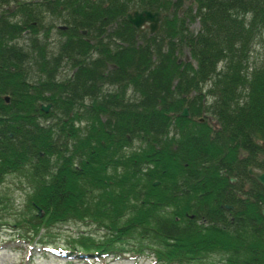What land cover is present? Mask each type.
Returning a JSON list of instances; mask_svg holds the SVG:
<instances>
[{
	"label": "trees",
	"instance_id": "1",
	"mask_svg": "<svg viewBox=\"0 0 264 264\" xmlns=\"http://www.w3.org/2000/svg\"><path fill=\"white\" fill-rule=\"evenodd\" d=\"M9 1L0 0V183L14 172L22 184L15 236L80 258L264 264V184L247 171L264 156V0H20L7 14ZM131 8L162 12L158 28L135 34L123 16ZM67 221L99 234L49 244Z\"/></svg>",
	"mask_w": 264,
	"mask_h": 264
},
{
	"label": "rangeland",
	"instance_id": "2",
	"mask_svg": "<svg viewBox=\"0 0 264 264\" xmlns=\"http://www.w3.org/2000/svg\"><path fill=\"white\" fill-rule=\"evenodd\" d=\"M48 18L49 15L44 17L43 22L45 25L48 24ZM54 22L58 24L56 19H54ZM197 26L198 22L196 20L188 22L189 29H195ZM44 36L47 39L48 49L54 51L53 43L59 38L58 34L52 28L47 30ZM259 52V47L254 46L251 52L252 59L257 60L260 58L261 54ZM187 58L186 55L185 59ZM63 66L66 69L69 68L66 65ZM66 69L64 70L65 73H67ZM59 76H62V74L59 73ZM19 185L22 184L19 183L17 174L14 172L7 173L0 183V197H3V199L7 197V206L0 209V264H154L151 256L143 255L137 258L133 256L117 258H111L110 256L103 258H97L96 256H82L81 258L65 256L63 253L54 250L53 246H47V243L41 244L34 240L27 241L16 237V228L12 225V219H14V212L12 211L19 210L18 207H20L23 200V190ZM50 230L54 232V236L53 241L48 243L59 245L58 247L64 245L66 236L81 230H89L94 234H99V231L94 229L92 224L83 221H67L53 226Z\"/></svg>",
	"mask_w": 264,
	"mask_h": 264
},
{
	"label": "flooded vegetation",
	"instance_id": "3",
	"mask_svg": "<svg viewBox=\"0 0 264 264\" xmlns=\"http://www.w3.org/2000/svg\"><path fill=\"white\" fill-rule=\"evenodd\" d=\"M26 2H30V1H33V0H25ZM36 1H38V0H36ZM20 0H15V1H9V2H7V5H6V8H7V14H9V13H12V12H14V11H16V10H18V8H19V5H20ZM131 9H137V8H131ZM131 9H129V10H131ZM184 9V7L182 6V8H180V11H182ZM129 10H127V11H129ZM41 11H42V9H41ZM127 11H125V13L127 12ZM159 11V10H158ZM160 12V11H159ZM125 13H124V15H125ZM45 14H46V16H48L49 15V23H50V16H51V14H50V12H48V11H46L45 12ZM160 14H161V17H160V19H159V21H158V24H159V22H160V20H161V18H162V15H163V13L162 12H160ZM123 15V16H124ZM125 18V17H124ZM130 23V22H129ZM131 24V23H130ZM132 25V24H131ZM55 26L56 27H60L61 29H64L66 26L64 25V24H60V23H58V24H55ZM133 26V25H132ZM134 27V26H133ZM44 28H45V26H44ZM135 28V27H134ZM157 28H158V25H157ZM156 28V29H157ZM52 29V28H51ZM54 29V28H53ZM147 29V31H148V33H152V32H154L155 30H153L152 32H150L149 31V28L147 27V23H144V24H142V26H141V29L140 30H136L135 29V34H138L139 32H143V31H145ZM55 30V29H54ZM82 32H85L84 30H81ZM55 32L57 33V31L55 30ZM58 34V36H60V34L59 33H57ZM59 45H60V39L58 38L56 41H55V43H53V46H54V48H55V50L53 51V50H49L48 49V46H47V48H46V51H47V53H51V55H54V56H52V57H55V55H57V54H59V53H61V51H59L58 50V48H59ZM96 49V45H94L92 48H90V50H89V52L90 53H92V52H94V50ZM62 66H59L58 67V71H57V74H59V73H61L62 74V76H64V74H65V66H63V65H66L67 67H68V63L66 62V55H63V57H62ZM59 69H60V71H59ZM66 71H67V69H66ZM50 103V102H49ZM40 105H42V103H39V108H40ZM49 106H50V104H49ZM49 106H48V108H49ZM48 108H47V110H48ZM41 109V108H40ZM182 109V108H181ZM186 109H187V107H186ZM46 110V111H47ZM181 111V110H180ZM187 111V114L186 115H181V116H189V112H188V110H186ZM178 115H179V112H178ZM199 118V120L200 121H202V120H205L212 128H214L216 125V122H215V120L213 119V117L210 115V114H208V113H206L205 111H202L201 113H200V115L198 116ZM239 155L240 156H244L245 155V152L243 151V150H240L239 149ZM261 156H263V155H261ZM261 156L259 157V160H260V158H261ZM261 161V160H260ZM262 163V162H261ZM263 164V163H262ZM248 168L249 167H247V171H248ZM250 168H252V167H250ZM252 169H254V170H259V171H261V170H263L264 169V165L262 166V167H254V168H252ZM251 175V174H250ZM229 180H230V177H229ZM231 182H233L234 181V178L232 179V180H230ZM227 205V206H226ZM223 207H225V208H227V209H230L231 208V205L230 204H227V203H224L223 204Z\"/></svg>",
	"mask_w": 264,
	"mask_h": 264
},
{
	"label": "water",
	"instance_id": "4",
	"mask_svg": "<svg viewBox=\"0 0 264 264\" xmlns=\"http://www.w3.org/2000/svg\"><path fill=\"white\" fill-rule=\"evenodd\" d=\"M125 19L130 22L135 29L138 31L141 29L142 24L147 23V27L149 28V31L152 32L157 28L158 21L161 17V14L158 10H151L148 8H141V9H131L127 11L124 15ZM7 99V97H5ZM49 102L46 104L40 105V108L43 111H46ZM186 106H183L181 111H179V115H186ZM261 162L264 165V156H261L260 158ZM248 172L260 183L264 184V169L259 171V170H254L252 168H248ZM233 177H230V180H232ZM156 181H154L155 183ZM227 206V205H226Z\"/></svg>",
	"mask_w": 264,
	"mask_h": 264
}]
</instances>
